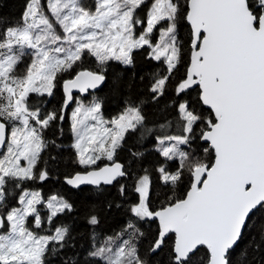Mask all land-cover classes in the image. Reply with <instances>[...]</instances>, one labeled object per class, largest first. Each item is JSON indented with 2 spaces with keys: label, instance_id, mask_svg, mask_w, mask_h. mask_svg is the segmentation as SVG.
Wrapping results in <instances>:
<instances>
[{
  "label": "snow or ice",
  "instance_id": "6c2138e0",
  "mask_svg": "<svg viewBox=\"0 0 264 264\" xmlns=\"http://www.w3.org/2000/svg\"><path fill=\"white\" fill-rule=\"evenodd\" d=\"M0 50V264H264V0H24L15 23L0 16ZM137 52L158 67L129 71ZM109 62L108 94L74 97L101 89ZM66 121L64 183L91 198L75 234L45 227L74 202L28 187L59 179L49 149ZM109 213L123 223L101 233Z\"/></svg>",
  "mask_w": 264,
  "mask_h": 264
},
{
  "label": "trees",
  "instance_id": "16d2710c",
  "mask_svg": "<svg viewBox=\"0 0 264 264\" xmlns=\"http://www.w3.org/2000/svg\"><path fill=\"white\" fill-rule=\"evenodd\" d=\"M24 6V0H0V16H3L7 18L9 21L15 23L17 18L20 16L21 11ZM140 15L142 16L143 13L141 12ZM181 34H185L184 30L181 31ZM135 68L129 71H135L137 75H141L144 73L151 72L155 70L158 65L155 63H149L144 59V54L141 52H137L135 54ZM83 67L86 68H96V64L94 61V58H87L84 61ZM121 70V66L118 65L116 62H109L108 69H107V77H108V82L105 83V85L97 90L96 92L93 93H88L85 97L86 98H91L92 95H100L104 96L107 95L112 84V79L116 75L118 71ZM184 69H180V73H183ZM67 78V77H65ZM171 87V85H170ZM61 92L59 88L57 89L56 96L52 98V100L47 104V108H51L53 105H55L60 96ZM193 96H195V93H192ZM168 97H165V100H167ZM120 110L119 104L115 100H111L110 102L106 103L103 108L102 115L103 117L107 119L113 118L115 115L118 114ZM69 111V109H68ZM64 137L63 139H58V143L62 144L64 147L57 151L54 148L49 149V152L52 155H55L57 157V161L55 164H51L50 162V171L54 172L59 176V179L53 180L50 179L47 182L39 185H28V187L31 188H39L42 190V195L47 198L49 195L53 194H59L61 197H66L70 201L74 202L75 204V211L72 214H65L61 215L57 218L54 219L51 225H45L46 228H52L54 229L56 226H69L72 227L74 234L78 233L82 230L83 225L81 223V220L85 214V212L88 210V201L91 199L88 197V187H83L80 190H74L70 189L66 184L64 183V177L66 174H71L73 173V168L72 166L66 164L64 162V158L68 156V151H67V145L71 142L70 140V135L68 133V124L67 121L64 123ZM46 136L51 137L55 135V129H50L48 132L45 133ZM135 140L134 137H129V140L127 143L131 144ZM148 144H151L152 141L149 140L147 142ZM47 155V153H46ZM199 155L201 158H205L203 156V151L202 149L199 150ZM117 159L120 162H125L127 160V153L125 151H120L117 153ZM153 157L151 154L146 156L145 158V163L148 164L152 161ZM207 160H211L212 157L209 156L206 158ZM108 163V161H100L98 162L99 166H102L104 164ZM187 174L185 176V183H183L181 186L178 187L176 190V195L178 196H183L186 192V189L188 187L187 184ZM153 180H155V177L153 176ZM120 183H131L130 180H121ZM115 195V188L106 190V194L104 197H101V199H107L110 198L111 196ZM10 203L15 204L16 201L15 199H12ZM154 206H156L154 204ZM262 214L257 213L256 216L260 217ZM30 221V219H29ZM123 223L122 217L119 214H113L109 213L107 219L102 220L100 229L98 230L101 233H112L115 231H118L120 228V225ZM255 229L253 230V233H255ZM251 234L248 233L246 230L245 232V237L241 241V248L244 247V245L247 243L249 236ZM257 239H259L257 237ZM83 244L85 247H87V238L81 239L79 236L77 237V245L78 249L81 252L83 249L79 248V245ZM264 247V245H262ZM240 249H237V252H239ZM72 250H68L67 254H71ZM257 259H259V255H257ZM48 264H60V260L58 258H52L51 256L48 257ZM243 264H248V259L245 258L243 259Z\"/></svg>",
  "mask_w": 264,
  "mask_h": 264
},
{
  "label": "rangeland",
  "instance_id": "374dc122",
  "mask_svg": "<svg viewBox=\"0 0 264 264\" xmlns=\"http://www.w3.org/2000/svg\"><path fill=\"white\" fill-rule=\"evenodd\" d=\"M42 2H43V0H42ZM81 2L84 3V4H86V5L92 6V9H93V11H94V3H95V0H81ZM57 31H59V29H57ZM0 51H2V50H0ZM26 51H27V50H26ZM29 62H30V57H29V56H25V57L23 58V63H21V64L19 65V67H18V72H22L23 69H24V65L27 64V63H29ZM89 99H90V97H89ZM74 106H75V105L73 104L71 107L68 108V109H69V111H68L69 115L71 114L72 108H73ZM5 151H6V148H4V151L0 154V156H2V155L4 154ZM105 161H106V160H105ZM0 234H4V235H6L7 232H0Z\"/></svg>",
  "mask_w": 264,
  "mask_h": 264
},
{
  "label": "water",
  "instance_id": "95a60500",
  "mask_svg": "<svg viewBox=\"0 0 264 264\" xmlns=\"http://www.w3.org/2000/svg\"><path fill=\"white\" fill-rule=\"evenodd\" d=\"M93 92H96V91H94V90H89V93H93ZM88 94V93H87ZM87 94H81V93H79L78 91H75L74 90V92H73V95L74 96H80V97H83V96H85V95H87ZM3 150H4V147H2V146H0V154L3 152ZM103 166V165H102ZM101 166V167H102ZM66 184V183H65ZM66 186H68V185H66ZM69 188H70V186H68ZM83 187H88V186H82V188Z\"/></svg>",
  "mask_w": 264,
  "mask_h": 264
},
{
  "label": "flooded vegetation",
  "instance_id": "af4514ba",
  "mask_svg": "<svg viewBox=\"0 0 264 264\" xmlns=\"http://www.w3.org/2000/svg\"><path fill=\"white\" fill-rule=\"evenodd\" d=\"M86 96V95H85ZM85 96H83V97H85ZM74 97H80V96H74ZM4 151V150H3ZM30 220H31V218H29ZM0 232H7V229H2V230H0Z\"/></svg>",
  "mask_w": 264,
  "mask_h": 264
}]
</instances>
